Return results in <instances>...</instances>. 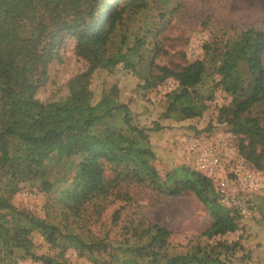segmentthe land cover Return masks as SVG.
<instances>
[{
    "label": "trees",
    "instance_id": "16d2710c",
    "mask_svg": "<svg viewBox=\"0 0 264 264\" xmlns=\"http://www.w3.org/2000/svg\"><path fill=\"white\" fill-rule=\"evenodd\" d=\"M168 2L0 0V264H15L17 250L23 252L20 257L41 264H66L63 253L70 248L95 264H231L205 255L206 247L199 243L176 249L169 244L171 230L143 214L129 220L120 240L89 235L87 208L91 205V213L99 214L107 196L125 181L168 196L194 194L211 218L203 231L208 238L235 231L240 214L220 202L209 177L187 164L174 166L162 178L153 164L156 155L148 134L162 125H140L127 103L83 118L75 94L48 103L33 98L36 82L47 75L59 44L74 37L78 48L82 42L96 44L102 59L117 55L124 69L142 79L137 89L174 80L175 88L165 94L163 118L201 117L216 89L229 95V114L219 122L240 136V156L262 169L264 28L215 37L202 45L201 59L161 65L156 62L158 34L167 22ZM209 76L212 84L206 92L200 86ZM212 128L209 124L203 130ZM107 165L111 176L105 174ZM23 183L55 193L62 218L17 209L10 197ZM118 218L119 210L113 222ZM33 230L58 256L35 253L29 239L15 235ZM217 247L232 255L237 243L217 242Z\"/></svg>",
    "mask_w": 264,
    "mask_h": 264
},
{
    "label": "rangeland",
    "instance_id": "374dc122",
    "mask_svg": "<svg viewBox=\"0 0 264 264\" xmlns=\"http://www.w3.org/2000/svg\"><path fill=\"white\" fill-rule=\"evenodd\" d=\"M166 6L167 22L158 34L161 50L156 62L161 65L172 67L201 59L202 45L215 37L231 36L249 27L264 28V0H169ZM97 53L96 44L82 42L78 48L74 37H65L47 67V75L36 82L34 100L48 103L75 94L83 118L116 103H127L140 125L151 127L153 122H159L162 128L148 134L156 155L153 164L162 178L180 164L195 168L194 154L187 148L193 138L202 146H215L226 160H231L229 167L235 163L237 155L240 156L237 148L240 136L233 134L230 126L219 122L229 114V95L216 89L214 97L206 100L208 107L201 117L163 118L166 107L164 82L148 90L137 89L142 79L132 70L124 69L117 55L102 59ZM211 84V76L206 77L200 88L207 92ZM112 88H116L117 95L113 94ZM209 124L213 126L212 130L204 131ZM249 165L255 171L254 185L243 188L233 179L229 187L230 197L237 196V201L246 205L247 210L239 216L238 227L233 232L211 238L204 236L203 231L211 218L192 193L168 196L149 186L125 181L107 196L99 214H92L95 212L91 205L87 208L85 224L89 235L120 240L129 220L143 214L171 230L169 244L178 250L199 243L206 247L205 255L219 256L231 264H264V167L257 169ZM105 174L112 175L109 165L105 166ZM55 197V193L46 194L23 183L10 198L17 209L40 217L50 214V219L56 217L58 221L62 216L57 211ZM117 210L119 218L113 222ZM15 235L29 239L35 253L58 256V250L47 245L36 230ZM217 242L237 243L235 253L229 255L219 251ZM22 254L21 250L16 251L15 264H41L31 257H20ZM63 259L66 264H95L71 248L63 253Z\"/></svg>",
    "mask_w": 264,
    "mask_h": 264
},
{
    "label": "built area",
    "instance_id": "2783aa9c",
    "mask_svg": "<svg viewBox=\"0 0 264 264\" xmlns=\"http://www.w3.org/2000/svg\"><path fill=\"white\" fill-rule=\"evenodd\" d=\"M166 89L164 94L176 86L174 80L168 79L164 82ZM188 151L194 154L195 169L209 177L219 193V200L230 208L237 209L238 213L246 214V205L237 201V196L230 197V185L233 179L243 188L253 186L255 183V171L249 163L237 155L235 163L231 167V160H226L213 145L202 146L193 138L188 143Z\"/></svg>",
    "mask_w": 264,
    "mask_h": 264
}]
</instances>
